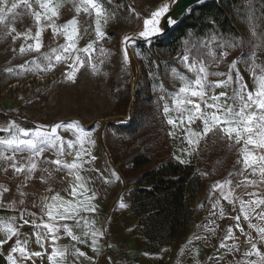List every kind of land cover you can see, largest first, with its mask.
Listing matches in <instances>:
<instances>
[{
  "label": "rangeland",
  "instance_id": "374dc122",
  "mask_svg": "<svg viewBox=\"0 0 264 264\" xmlns=\"http://www.w3.org/2000/svg\"><path fill=\"white\" fill-rule=\"evenodd\" d=\"M173 1L103 0L104 7L111 14V18L102 27L105 32L104 38L98 39L95 34L94 11L91 13L83 11L81 0H54L59 5L58 17L53 18L57 26L66 24L73 18L77 20L79 38L76 47L82 49L89 42H94V50L90 58L84 53H79L81 59L87 62L75 73L74 81L67 79L66 76V73L72 71L70 67L72 59L55 61V55L62 54L60 46L67 43L66 38L60 32H54L51 26L45 27L44 21L40 25L42 31L39 37L41 44L39 51L21 53L22 46L27 48L28 45H35L36 40L33 37L38 30L34 16L30 15L27 10L23 8L17 10L19 15L11 25L15 28V32H10L8 35L0 34V129L15 122L19 127L30 132L38 126H43L42 130L50 131L51 127L57 124L68 125L71 122H78L79 126L88 133L84 147L87 148L90 155L83 157L86 162L79 170H74V181L56 188L52 196L60 191L61 194L68 197L67 199L79 201L85 197H94L92 200L100 204V206L98 205L97 218L105 219L100 228L105 232V235L99 238L101 242L97 248L101 252L94 264H118L123 259V252L126 255L131 251L129 247H132V251L140 256L138 261H135L140 264L153 261H157V263L163 261L167 264H202L204 259L210 255H213L218 264H238L244 259V252L250 250L248 234H251L253 239L257 236L256 231L249 228V220L258 226H264V221H261L257 216V213L264 211V206L255 209L246 208L249 220L244 219V212L241 211V200L264 198V183L258 185L248 183L247 187L243 186L248 181L260 180V177L252 175L250 169L245 170L242 163H237V160L242 159L240 149L243 147V143H240L237 144L235 150V171L233 174L217 183H213L214 175L207 174L203 189L189 200V204L193 208V222L185 235L176 239L171 246L161 247L155 252L158 254L153 256L150 255L151 252L147 251L142 239L135 231L136 223L132 218L129 203L131 185L127 182L128 177L132 174L119 154L121 149L126 148V144L115 136L109 126L111 124H126L130 121L134 113V94L140 85L147 96L153 100L159 99L162 112L165 104L170 108L168 115L163 112L168 126L167 140L162 144L158 156H151L153 162L170 155L177 161L183 160L185 164H194L196 168H199L200 149L205 148L206 151L203 155L207 160L213 156L208 151L210 149V142L207 140L208 134L202 136L198 143L189 144L184 130L187 125L173 128L167 123L168 118L177 119L179 115L174 110L173 94L184 86L180 76L186 77L189 81L195 79V73L188 71L180 60L183 54L154 48L148 55L150 57L145 58L140 55L141 51L138 48L141 43H145L146 46L150 44L149 41L145 42L139 38V33L144 29V20L150 18L151 13L164 4L171 7ZM78 7L80 8L79 12L77 11ZM36 10H39L38 7ZM17 33L21 35L17 36ZM25 33H29L27 38ZM240 33L247 43V31L241 29ZM125 36L137 37L134 42H129L127 61L124 59ZM217 43L219 42L216 41L211 45L215 51L216 59L212 62H204V66L208 73L219 72L226 75H209L207 79L212 83L227 80V74L231 70L232 82L226 87L206 88L205 91L208 96H219L221 92H224L226 96L221 97V101L227 100L231 104L230 97L233 95V90L239 87L237 71L243 77V82L248 85L249 90L253 89V76L250 67L253 48L246 47L242 51L230 52L221 49L217 52L220 49L216 46ZM54 49L58 51L54 53ZM222 52L228 54L221 58ZM45 54L52 57L51 61L45 59ZM256 54L258 57L256 62L260 63L264 51L257 50ZM210 58L212 57L210 56ZM245 60H248L249 63L246 64ZM234 62L235 67H232ZM37 64L40 65L39 68L36 67ZM9 68L13 71L8 72ZM37 78L44 79L46 85L52 79L53 86L40 84L36 81ZM191 99L200 103L198 97H191ZM201 108L204 109L203 103H201ZM177 124L179 125L178 120ZM191 128L194 131L202 132L203 124L197 120L191 125ZM76 131L75 128L58 129L57 135L61 137L63 143L57 141L55 148L46 146V151L37 159L36 171L28 179H25L27 173L16 174L14 169L9 167L11 162L0 161V203L4 205L0 207V239L4 238L3 223L11 222L10 218L15 217V226L21 233L20 239L27 241L26 250L43 253L42 257H32L29 260L19 259L18 253L13 254L18 257V264H33V262L34 264H51L48 256L47 258L44 256L48 254L47 241L51 234L44 241L43 248L36 243L35 233L46 230L36 229L32 221L41 224L42 221L48 222V220L46 211L42 214L38 212V209H35L34 200L36 196L39 199L40 193L48 185L61 180L64 170L67 169L63 167V163H71L76 159V152L80 149L79 143L75 144V150L72 147L74 155H72V161L66 160L65 162L63 156L55 158L54 155L57 148H64V144L76 141ZM7 135L8 133L0 131V137ZM89 140L94 143L88 142ZM2 147L0 146V150ZM8 154L11 153H6V155ZM24 155L26 156L28 153L25 152ZM57 159L62 161L59 166L54 163ZM241 170H243V174H237ZM77 175L82 177L79 183H82L86 190L77 189V195L73 196V187L78 183ZM225 180L232 182L230 185H226L224 190L225 193L231 190L233 200L231 203L215 187ZM5 188L8 191H3ZM253 192L259 193V195L248 194ZM21 201L23 203H20ZM122 204L126 206L121 207ZM39 209L41 210V208ZM21 213H23L24 219L29 220L28 224H24L20 219ZM29 213L34 215H29ZM237 217L240 219L237 220ZM69 222L76 223L74 219ZM229 228L231 229V238H226ZM241 228L244 230L243 232L240 231ZM76 229L75 234L81 236L80 228ZM15 239L16 237H13L7 244L0 246L1 264H8L6 257L10 251V245L14 243ZM66 241L68 243L69 240L66 238ZM66 241L63 236V248L57 246L59 251L65 249ZM221 243L227 247L221 248ZM234 245L239 251L230 250ZM258 247L264 251V246L258 245ZM74 258V255L69 253L64 256V262L61 264H74ZM251 259H256V257L253 256Z\"/></svg>",
  "mask_w": 264,
  "mask_h": 264
},
{
  "label": "snow or ice",
  "instance_id": "6c2138e0",
  "mask_svg": "<svg viewBox=\"0 0 264 264\" xmlns=\"http://www.w3.org/2000/svg\"><path fill=\"white\" fill-rule=\"evenodd\" d=\"M35 6V7H34ZM81 6L83 11L91 13L95 12V34L98 39H102L105 36V32L102 27L107 24L108 20L111 18V14L104 7L103 0H81ZM38 7L39 10H36ZM25 9L28 13L34 16L38 30L35 33L36 40L35 45H28L27 48L21 47V53L26 51H39L41 44L39 37L41 35L42 28L40 27L41 22L44 21V26H51L54 32H60L65 36L67 43L60 46L62 49V54L55 55V61L60 62L62 60L72 59V64L70 65L72 71L71 73H66L67 79L75 80V73L80 67H83L87 62L81 59L79 53H84L85 56L90 58L92 51L94 50V42H89L84 48L78 49L76 47L77 39L79 38L77 29V20L75 18L69 20L66 24L57 26L53 20L54 17H58L59 5L54 2V0H0V34L8 35L10 32H15V28L11 27L12 23L15 21L19 15L18 9ZM80 11V8H77ZM170 11V5L164 4L160 6L156 11L151 13L150 18L144 20V29L139 33V38L143 39L145 42L149 41L152 36L162 34V28L160 27L161 18L165 17ZM248 11L253 13L250 16L251 20H255L254 16V0H248ZM177 21L174 18L169 17L168 23L175 24ZM21 35L17 33V36ZM27 38L29 33L24 34ZM253 35L260 36V43L254 41H249L245 46H251L253 51L251 53V71L253 76V89L249 90L248 85L243 82V77L239 75L237 71V82L239 87L233 90V95L230 97L232 103L229 104L227 100L221 101V97L226 96V93L221 92L219 96L211 95L208 96L205 91L206 88L214 89L220 86H227L232 82L231 70L227 74V80H222L217 83H212L208 81L209 75L214 76H224L225 73H208L204 66L203 59L200 58L202 51L207 50V55L211 56L213 60L216 59L215 51L212 48V44L217 41V36L210 35L207 39L195 41L187 40L185 42V54L180 57L181 62L190 72L195 73L194 81L187 80L186 77L180 76V79L184 82V86L180 87L178 92L173 94L175 111L179 114L177 119L168 118L167 123L172 125L173 128L178 126L187 125L184 130L188 138L189 144H196L202 136H206L209 133L216 132L222 133L221 139H227L228 141H234L236 144L243 143V147L240 149L242 154V159L237 160V163H242L244 169H250L252 175H258L260 180H252L245 183L243 186L247 187L248 183L253 185H258L264 183V61L257 63V50L264 51V33L257 34L253 32ZM137 37L125 36L124 37V59L128 60L127 48L129 47V42H134ZM220 43H217L219 48H231L241 46L240 41L226 42L221 37ZM58 50L54 49L53 52ZM103 51V49H101ZM197 54V57L193 59V53ZM73 53H76L74 56ZM227 52L221 53V58L226 56ZM45 59L51 61L52 57L45 54ZM191 61V62H190ZM246 64L249 63L248 60L244 61ZM37 68L40 67L39 64L36 65ZM235 67V62L233 66ZM258 70V71H257ZM8 72H12L13 69H7ZM175 71V69H173ZM191 97H198L200 103L194 102ZM163 99V97H161ZM211 101V102H209ZM201 103L204 104V109L201 108ZM191 105V107H189ZM211 110V111H209ZM165 115H168L170 108L165 104L163 108ZM179 121V125L177 124ZM197 120L201 121L203 124L202 132L194 131L191 125ZM61 128H75L76 131V141L68 142L69 148L75 146L79 143L80 149L76 152V159L71 163H63V167L69 170H79L83 163V157L89 156L87 148L85 145V138L88 136L86 130L79 126L78 122H71L68 125L57 124L51 127L49 130H42L43 126H38L34 131L25 130L19 127L15 122H11L7 127L0 129V131L8 133L7 136L0 137V161L11 162L9 167L14 169L16 174L27 173L25 179H28L30 175L36 171L38 164L37 159L42 153L46 151V146L55 148L57 146V141H61V137L57 135V130ZM172 135V133H169ZM88 142L94 143V141L89 140ZM61 143H63L61 141ZM251 146V147H250ZM62 153L63 149H58ZM11 153L6 155V153ZM27 152L28 155H24ZM95 159V157H92ZM79 161V162H78ZM180 163H184L183 160H179ZM58 166L62 164L60 159L54 161ZM243 174V170L240 173ZM231 175V174H230ZM77 184L73 187L72 195H77V189H84V185L79 183L82 177L76 176ZM231 180H225L223 183L215 185L221 192V195L229 202L232 200V192L229 190L225 193V186L230 185ZM239 186V185H238ZM3 191H8L4 189ZM82 194V193H81ZM251 196H258L259 193H248ZM94 197H85L84 200L78 201L75 205L72 202H65L61 200L60 205L55 203L45 205L47 209L46 215L48 216V222H43L41 224H36L33 220L32 224L36 229H44L46 231H37L36 243L42 248L44 247V241L51 234L52 239L56 240L59 237L56 233L63 228L67 235L71 236L73 240L80 243H87L88 239H91V246L95 250L98 245V238L105 235L104 231L95 229L90 225H86L83 228L82 235L78 236L73 233L68 224L57 225V220H67L74 219L76 221L75 226L77 228L81 227V220L84 217H79V212H92L95 210L94 205L90 204L89 201ZM52 200L55 202L60 200L58 196H53ZM20 203H23L21 201ZM241 211L244 212V219L249 220V214L246 208H260L264 206V198H258L249 201H240ZM4 205L0 203V207ZM126 205H121L125 207ZM215 207V205H214ZM63 208V211H60ZM71 208V211L69 210ZM44 211V208L41 209ZM29 215H34L29 213ZM257 216L261 221H264V211L257 213ZM79 217V218H77ZM20 219L23 220L24 224H28L29 220L24 219L23 213H21ZM237 220L240 218L237 217ZM11 222L3 223V239H0V246L7 244L9 241L16 237L14 243L10 245V251L7 254L8 264H18V257L13 254H19V259L29 260L32 257H42L43 253L40 251L29 252L26 250L25 245L27 241H22L20 239L21 233L15 226V217L10 218ZM239 227V224H237ZM249 228L254 229L257 233L255 239L248 234V243L250 244V250L245 251L243 256L244 259L239 261L238 264H264V251L258 245L264 246V226H258L251 223L249 220ZM241 232L244 230L241 228ZM231 238V229L229 228L228 237ZM221 248L227 247L224 243H221ZM239 251V249L234 245L232 249ZM77 258L84 257L85 253L76 249ZM64 258L65 253L63 251H57L53 248L50 255H48V260L51 264H61L57 260V257ZM255 256L256 259H251ZM89 260L91 258H88ZM211 259V258H210ZM34 264V262H33Z\"/></svg>",
  "mask_w": 264,
  "mask_h": 264
},
{
  "label": "trees",
  "instance_id": "16d2710c",
  "mask_svg": "<svg viewBox=\"0 0 264 264\" xmlns=\"http://www.w3.org/2000/svg\"><path fill=\"white\" fill-rule=\"evenodd\" d=\"M248 11V0H208L191 9L181 21L166 34L155 39L149 46L139 44L140 55L145 58L151 50L161 49L171 53L185 54L187 40H204L210 35L221 37L226 42L240 41L241 46L220 48L230 51L245 50L249 41L260 43V36L253 32L264 33V0H254L255 20ZM246 30L248 42L240 33ZM203 50L200 56L204 62L214 61ZM197 54L193 53V59ZM261 61H264L262 56ZM148 65V62H147ZM133 115L126 124H111L115 136L126 144L119 154L128 166L130 173L127 182L132 218L136 223L135 231L143 245L151 253L161 247L171 246L174 241L185 235L193 222V208L189 200L203 189L207 174L215 177L213 183L227 179L235 171L234 141L221 139L222 133L208 134V150L212 156L204 158L206 150H199V164L180 163L173 156L160 158L153 162L152 155L158 156L162 144L167 140V129L161 102L145 94L142 86L135 91ZM231 174V175H230ZM129 264H132L129 262Z\"/></svg>",
  "mask_w": 264,
  "mask_h": 264
},
{
  "label": "crops",
  "instance_id": "0c3cea01",
  "mask_svg": "<svg viewBox=\"0 0 264 264\" xmlns=\"http://www.w3.org/2000/svg\"><path fill=\"white\" fill-rule=\"evenodd\" d=\"M53 196H58L60 198V200H57L54 202L52 200ZM53 196H51V202H52L51 204L55 203L57 205H60L61 200L65 201V202H72L73 205H75L78 202L75 199H70V198H69L70 200L67 199L68 197L61 194L60 191L56 192ZM81 200H84V198H82ZM89 203L94 205L95 210L92 212H84V211L79 212V217L85 218V219L81 220V227H80L81 234H82L84 226L90 225L91 227L100 230L103 222L105 221V219L101 220V219L97 218L98 217L97 214H98V210H99L98 208H99L100 204L99 203L97 204V201L92 200V199L89 201ZM69 210L71 211V208ZM61 211H63V208H61ZM46 217L48 220V216H46ZM79 217H77V218H79ZM69 220H71V219H68L67 221L62 220V222H59V220H57L56 223H57V225H62L65 223L68 224L69 227L71 228V230L73 231V233L75 234L76 233L75 231L77 230L76 229L77 227L75 226L76 223L69 222ZM56 235L59 237L58 239L55 240L56 249H57V246H59V247L61 246L63 248V236H64L65 241H66V238L69 240L68 243L66 241L65 249L64 250L61 249L60 251H64L65 256L67 254L69 255V253H70V255H74V257H75L74 258V261H75L74 264H94V257L99 256V254L101 252V250H99L97 247L95 250L93 249V247L91 246V239L90 238L88 239L87 243H80L76 240H72V237L67 235V233L64 231L63 228H60V230L56 233ZM99 238H98V246H99V243L101 242L99 240ZM76 249H79L80 251L84 252L85 256L77 258ZM129 250H131V251H129V253L126 255L123 252V255H122L123 259L121 261H119L118 264H129V262L134 263V264H140V263H135L136 260L138 261V259H139L138 257H140L138 255V253H136L135 251H132V247L131 248L129 247ZM57 251L59 252V249H57ZM156 254H158V253H150V255H153V256ZM88 258H91V259L89 260ZM57 260L60 262H64V258H60L59 256L57 257ZM0 264H1V258H0ZM145 264H167V262L161 261L160 263H157V261L156 262L153 261L151 263L146 262Z\"/></svg>",
  "mask_w": 264,
  "mask_h": 264
},
{
  "label": "bare ground",
  "instance_id": "6f19581e",
  "mask_svg": "<svg viewBox=\"0 0 264 264\" xmlns=\"http://www.w3.org/2000/svg\"><path fill=\"white\" fill-rule=\"evenodd\" d=\"M189 2H190V0H174L172 2V6L170 7L169 13H167L165 15V17L161 18V20L159 22L160 27L162 28V31H164L167 24L169 25L168 18L171 17V18L176 19V21H177L178 18L180 17V15L182 14L181 11L183 9H185L186 4H188ZM151 38H154V36H152ZM141 40H143V39H141ZM72 155H73V152L69 155L66 154V157H64V159H65L64 161L65 162H66V160L72 161V158H73ZM67 157L69 159H66ZM63 174H64V176L61 178L60 181H57L56 183L48 185L46 187V189H44L41 193L39 192L40 193V196L38 195L39 200H36V203L38 204L39 208H41V209L44 208V211H46V212H47V209L45 208V205H48L50 203L51 194L56 191V188H58L59 186L67 185V183H72L75 179L74 170L65 169ZM67 195H69V194L67 193ZM47 248H48V250H47L48 254L44 255L46 258L48 255L51 254L53 248H56L55 240L52 239L51 235L49 236L48 241H47ZM96 260H98V256L96 258H94V263L96 262Z\"/></svg>",
  "mask_w": 264,
  "mask_h": 264
},
{
  "label": "built area",
  "instance_id": "2783aa9c",
  "mask_svg": "<svg viewBox=\"0 0 264 264\" xmlns=\"http://www.w3.org/2000/svg\"><path fill=\"white\" fill-rule=\"evenodd\" d=\"M36 81L38 82V83H40V84H43V85H45V86H53V84H52V79H51V81L49 82V84H45V80L44 79H41V78H37L36 79ZM75 147H73V149H74ZM59 149H60V147H59ZM63 149V151H62V153L60 152V151H58V148H57V151H55L56 153H54V155H55V158H59V157H66V154L67 155H69V154H71L72 152H73V150L71 149V148H69V144H64V148H62ZM75 150V149H74ZM54 152V151H53ZM51 196H52V194H51ZM36 200H39L38 198H37V196H36V198H35V200H34V203H35V209H38L39 211L38 212H41L42 213V211L39 209V207H38V205H37V203H36ZM50 202H51V200H50ZM45 213V212H44ZM43 214V213H42ZM211 258V259H210ZM202 264H218L217 263V261L215 260V258L213 257V255H210L209 257H207V258H205V260H204V263H202Z\"/></svg>",
  "mask_w": 264,
  "mask_h": 264
},
{
  "label": "water",
  "instance_id": "95a60500",
  "mask_svg": "<svg viewBox=\"0 0 264 264\" xmlns=\"http://www.w3.org/2000/svg\"><path fill=\"white\" fill-rule=\"evenodd\" d=\"M208 1V0H190V2L188 4H186L185 9H183L181 12L182 14L180 15V17L178 18L177 22L175 24H167L164 31H162V34L159 35H155L154 38H150L149 42L151 43L152 41H154L155 39H160L166 36V34L169 33V31L171 29H173L180 21L181 19L184 17V15H186L187 13H189L191 11L192 8L198 6L199 4ZM144 41V40H142Z\"/></svg>",
  "mask_w": 264,
  "mask_h": 264
}]
</instances>
